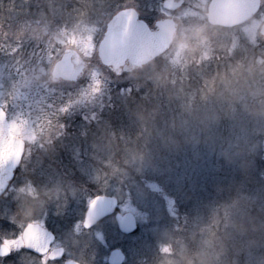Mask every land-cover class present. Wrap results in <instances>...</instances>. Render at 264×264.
<instances>
[{
	"label": "rangeland",
	"instance_id": "obj_1",
	"mask_svg": "<svg viewBox=\"0 0 264 264\" xmlns=\"http://www.w3.org/2000/svg\"><path fill=\"white\" fill-rule=\"evenodd\" d=\"M163 1L5 0L11 8L5 11L0 0V104L13 134L26 142L27 151L36 152L40 146L46 150L41 152L43 159L36 163L37 173L47 177L42 176V183H37H41L42 192L51 190V199L45 197L47 203L43 208L52 210V225L60 235L62 225L66 226L63 245L67 247L68 257L80 264H109V254L121 250L125 255L122 264H264L263 229L255 228L249 233L243 226L244 216L251 217L252 211L264 214V194L252 195L245 205L238 204L234 209L222 203V212L212 210L211 215L209 198H196L186 204L182 203L188 196L186 191L176 195L178 189L191 190L202 183L213 188V197L225 202L223 185L227 178L232 176L235 180L234 172L264 163V34L260 32L264 0L253 18L233 28L212 26L207 22L205 14L210 0H184L176 10L164 8ZM126 7H134L152 27L158 19L174 17L176 32L183 35L187 30L193 44L199 40L194 34L197 28L211 36L208 44H200L195 53L181 49L175 36L161 55L165 71L170 69L183 79L194 71L198 83L193 92L178 93L179 99H175L174 104L160 99L154 101L156 108L151 113L155 114L153 130L159 133L158 140L166 149L170 148L169 154L182 151L183 158L178 169H173L172 179L167 170L158 172L159 177L151 173L158 179H147L135 191L123 189L107 175L95 179L98 173H106L105 167L113 165L110 160L114 152L107 138L100 135L97 141L96 134L87 141L82 139L84 133H79V137L68 132L62 142L66 150L56 148L54 151L49 147L65 132L64 127H68L62 117L73 121L71 118L76 112L87 106L85 102L89 104L88 109L97 108V102L107 93L112 92L120 99L119 86L126 84L120 92L128 90V80L136 69L116 74L103 65L97 55L108 20ZM72 37L76 43L72 42ZM207 47L211 49L210 57L214 58L216 69L209 86L203 87L199 84L203 72L194 64L197 60L193 56L199 58ZM68 48L75 49L87 62L81 77L73 82L59 80L52 84L38 79L42 68L51 73L53 64ZM237 48L243 51L247 63L230 60ZM154 61L148 63L149 69ZM243 63L247 71H243ZM219 67H226L228 76L219 72ZM177 78L174 75L173 79ZM68 88L71 91L66 95L64 91ZM92 100H97L95 105ZM161 103L164 107L158 108ZM62 107L66 110L61 111ZM148 147L150 144L143 148ZM154 151L158 155L167 153L162 146ZM39 163H52L53 169L40 171ZM163 166L143 164L141 167L145 171ZM137 173H141L138 167ZM176 180L178 184L172 186ZM58 189L62 190L59 197L55 195ZM97 191L115 195L119 201L117 211L135 214L138 226L133 233L121 234L111 216L91 229L83 228L84 211L87 204L101 194ZM17 197L18 192L12 200ZM182 204L188 205L186 212ZM3 205L0 218L15 220L14 205H20V199L4 200ZM178 215H182L181 222ZM209 216H212L211 226L216 225L218 229L215 244L209 242V227H206ZM197 222L201 225L194 227Z\"/></svg>",
	"mask_w": 264,
	"mask_h": 264
},
{
	"label": "trees",
	"instance_id": "obj_2",
	"mask_svg": "<svg viewBox=\"0 0 264 264\" xmlns=\"http://www.w3.org/2000/svg\"><path fill=\"white\" fill-rule=\"evenodd\" d=\"M4 1L5 0H1V3L4 6L3 10L7 11L8 9H11L9 2L5 4ZM241 51L240 48H237L236 52L231 54L230 60L247 63V60L242 56L243 51L242 53ZM162 58V56L156 58L154 61L155 64L151 69L148 67L149 64L145 66L144 71L139 76H137V69L134 70V76L130 77V80L127 79L129 81L127 84L128 90L120 92V89L124 88L126 84L118 87V93L122 96L120 99H116L118 95L115 96L112 92L110 95L107 93V95L101 97L97 102V108L88 109L87 106L89 104L85 102V105L87 106H84L81 111L76 112L74 118H71L73 121H67V117L63 115V124H68V127L63 126L65 132L60 135L59 138H56V143L52 142L49 144V147L54 151L56 148L66 150L67 147L63 145L62 142L65 141L68 132L69 134L75 133L79 137H81L79 133H84V137H82L83 140H87L97 134V141H100V137L98 136L101 135L111 141L114 152L112 160H110L113 161V165L105 167L106 173L108 174L107 177L112 181L119 183L123 189L135 191L136 188H141L147 179H158L155 177L153 178L151 173L159 177L158 172L162 173L161 170H167V173L170 172L172 179L174 176L173 169H178V164L183 158V154L182 151H173L169 154L168 150H170V148L166 149V145L158 140L157 137L160 135L153 130L155 127V119L153 116L155 114L151 112L156 108L154 101L160 99L161 101L174 104V100L179 99V94L193 92V87H195V83H198V81L194 71L188 74L187 78L184 79L179 74L176 75L170 69L165 71V64L162 62ZM244 63L243 71H247ZM194 64H196V67L200 68L203 72L199 84H203V87L209 86V80L213 76V70L216 69L214 58L210 57L200 63L195 61ZM194 64L189 65V68ZM210 66L211 68L209 70ZM219 68H221L219 72H223L224 74L228 72L225 70L226 67ZM162 72H167L169 74L167 83H161L156 79L157 74ZM174 75L175 78H178L173 79ZM118 85H121V83H118ZM68 91H71V89L68 88L64 91L66 95L69 94ZM197 92L200 93L199 91ZM125 94L126 97L123 98ZM96 101L97 100H92V103L95 105ZM161 107H164L162 103L161 105L159 104L158 108ZM97 110L99 114H96ZM92 115L94 116L91 117ZM52 139H55V136ZM58 139L61 140L59 141ZM149 144L150 147L148 148L151 150L143 148L144 145ZM132 146H134L135 149L131 150ZM161 146L167 153L161 152L162 155H158L154 150L159 149ZM130 150L132 153L129 152ZM143 164H150L153 166H159V164H161L164 166L160 169L150 167L148 170L144 171V168L141 167ZM262 164L263 165L259 164L256 167L245 166V169L242 172H234V175L237 177L235 180H233L234 177L232 176L227 178L223 185V192L225 194L223 198L225 199V202H223V199L212 196L214 190L209 184L202 185L201 183V186H197L194 189L191 188V190L184 188L178 189L176 195L178 197V195L185 193L186 191L188 196H186V201L182 202L186 204L188 201L191 202L196 198L200 200H203L204 197L206 198L205 200L209 198V215L213 213L212 210L215 212L217 210L222 212V203L227 205L230 204L232 209H234L238 204L245 205L252 195L262 196V194H264V163ZM137 167L140 168L141 173H137ZM177 184L178 180L173 182L172 186ZM99 192L102 193L103 191H97V193ZM173 192L175 193L176 191ZM209 195L211 196L209 197ZM215 203L217 204V207L213 206ZM186 204H182L185 212L187 211L186 207L188 206H186ZM178 216V221L181 222L182 215ZM211 217L209 216V224L207 223L206 227H209V242L215 244L218 229L215 227L216 225L211 226ZM243 219H245L243 226L247 227L249 233L254 232L255 228H262L264 232V214L252 211L251 217L247 218L244 216ZM199 225H201V223L197 222L194 224V227Z\"/></svg>",
	"mask_w": 264,
	"mask_h": 264
},
{
	"label": "water",
	"instance_id": "obj_3",
	"mask_svg": "<svg viewBox=\"0 0 264 264\" xmlns=\"http://www.w3.org/2000/svg\"><path fill=\"white\" fill-rule=\"evenodd\" d=\"M260 2L261 0H210L206 18L211 25L225 28L235 27L252 17L259 9ZM183 3L184 0H164L163 7L168 10H176ZM121 13H127V15L121 16ZM129 17H131L132 21H138L140 24L146 25L147 31L142 30L137 23L129 24ZM115 26H119V28ZM173 28L177 31V22L174 17L159 19L155 22V27L152 28L140 17L139 12L134 7L122 8L112 15L106 24L103 37L99 41L97 48L98 57L103 65L109 66L117 73H121L122 69H134L138 65H145L163 54L170 47L175 37ZM122 32H129L137 36V43L132 52L127 50L121 36ZM261 33L264 34V24L262 25ZM73 55L76 56L74 62L77 65H74L71 60ZM78 56L79 54L74 50H65L53 64L52 70L57 69V66H59L58 70L70 74L78 73L79 77L83 71V65L80 63L81 60L77 61ZM76 79L64 80L73 81ZM24 143L22 138L11 133L6 112L0 105V189H2L0 194L3 192L7 179L10 178L19 158L15 155L7 158V154L15 153L18 150L22 152ZM96 197L100 199L97 200L94 207H91V202L89 203L85 216L86 219L89 211L92 212L91 225L95 220L103 217L118 205V199L115 196L100 194ZM115 221L119 231L124 234L133 232L137 227V219L132 212H117ZM49 236L50 240H52V233H49ZM26 248L36 250L34 247L26 246ZM55 251L58 252L57 250ZM124 259V254L120 250H115L109 255L108 262L109 264H121ZM69 264L78 263L70 261Z\"/></svg>",
	"mask_w": 264,
	"mask_h": 264
},
{
	"label": "flooded vegetation",
	"instance_id": "obj_4",
	"mask_svg": "<svg viewBox=\"0 0 264 264\" xmlns=\"http://www.w3.org/2000/svg\"><path fill=\"white\" fill-rule=\"evenodd\" d=\"M262 2L263 0H261L260 6L257 12L252 17L244 21L243 23L249 21L251 18H253L258 13V11L260 10L262 6ZM260 32H261V29H260ZM68 49L74 50L76 53H78L73 48H68ZM75 57L76 56L73 55L71 60L73 61L74 65H77L74 62ZM79 57L81 60L80 63L83 65V71L81 72L80 76L76 80H78L81 77V75L85 71V67L87 66V62L84 61V59L80 55ZM62 81L72 82V81H65V80H62ZM43 148H44L43 146L42 147L40 146L36 148V152L34 150L32 152H28L27 147H26V142H25V146L22 148L21 155L18 158L17 165L12 170V174L10 178L7 180L4 190L0 194V214L1 212L2 213L4 212V210H2L4 208V205H3L4 200L14 202L18 199L17 197L16 199L12 200V198H15L17 196V192H18L17 189H19L21 185H24L29 180H31L36 185L41 187L42 178L43 177L46 178L47 175L43 173L39 174L40 172L37 173L39 169L37 167L36 161L38 159H43L41 152L44 153L46 151ZM45 159L47 158H44V160ZM39 164L41 165L40 171L48 170L51 168L53 169L52 163L51 164L39 163ZM37 176H39L38 180L35 179V177ZM38 181L41 183H37ZM18 207L19 205H14V208L16 209V213L18 211ZM86 211H87V206L84 211V216L82 219V226H83V222L85 219ZM51 212L52 210L50 208L49 209L42 208L40 211H38L35 217V224L41 227L42 230H44L48 234V236H49V233H52L53 235L52 240H50L49 238V243L47 245V251L40 252L38 250L28 249L26 248V246H24V247H21L18 251L14 250L7 255L0 253V264H42L43 260H46V264H69L70 261H76L78 264H80L78 260L68 257L67 247L66 245H63V241H65L66 239V237L63 234L67 230V229L65 230L66 226L63 227L62 225V234L60 235L59 232L52 225L53 215L51 214ZM107 216H111L114 219V213L108 214ZM103 218L97 219L91 227L85 228L83 226V228L91 229L94 226H96L97 223L100 222ZM20 220H21L20 216H17L15 220H5V219L0 218V244H2L5 239H13L15 237H18L22 232L25 231V229L29 225V222L26 219L23 221V223H21ZM55 250H57L58 253H60V255L57 258L53 259L51 258L50 253ZM46 256L48 257L47 259H45Z\"/></svg>",
	"mask_w": 264,
	"mask_h": 264
},
{
	"label": "clouds",
	"instance_id": "obj_5",
	"mask_svg": "<svg viewBox=\"0 0 264 264\" xmlns=\"http://www.w3.org/2000/svg\"><path fill=\"white\" fill-rule=\"evenodd\" d=\"M173 34L174 36L177 37L178 45L181 49H190L193 53H195L196 49L199 47L200 44L207 45L211 39L210 34L205 33L202 28H197L194 33L197 37H199L197 44H193L191 42L187 30H185L183 35H180L179 33L176 32L175 28H173ZM71 39L73 43H76L74 37H72ZM211 54L212 53L210 47H207L199 56V58L195 57L194 55L193 59H196L197 63H200L206 59H209ZM85 55H89V53L85 52ZM77 61L78 62L80 61L79 56L77 57ZM144 67H145L144 65L136 66L137 76H139L144 71ZM58 69L59 66H57V69L52 70L51 73L49 74L47 70L42 68L40 70V73L37 75V78L43 79L45 84H52L58 82L61 78L76 79L78 77V73L70 74V73L62 72ZM128 70L131 71L132 69H128ZM121 71H123V69ZM117 74H119V72ZM156 79L161 83H167L169 79V74L167 72L158 73ZM97 91H99V89H97ZM65 110H66L65 107L61 108V111H65ZM61 127H63V125H61ZM49 143H51V141H49ZM106 175L108 174L98 173L95 179L96 180L103 179V177ZM0 191H2V189H0ZM50 191L51 190H48L47 192H42L40 190V187L31 180H29L26 184L21 185L20 188L18 189V198L20 199V205L18 207V211L16 215L13 216V219H16V216H20L21 223H23V221L26 219L28 220L29 224L35 223L36 214L47 203V199H45V197L47 196L48 199H51V195L49 194ZM61 194H62V190L60 189H58L55 193L57 197H59ZM74 242L79 243L78 240H75ZM166 247L168 248V250H171L170 246H166ZM42 264H46V260H43Z\"/></svg>",
	"mask_w": 264,
	"mask_h": 264
},
{
	"label": "snow or ice",
	"instance_id": "obj_6",
	"mask_svg": "<svg viewBox=\"0 0 264 264\" xmlns=\"http://www.w3.org/2000/svg\"><path fill=\"white\" fill-rule=\"evenodd\" d=\"M121 16L127 15V13H121ZM119 19V16H118ZM137 23L139 24L140 28L147 31L146 25L140 24L138 21H132L131 17H129V24ZM119 28V26H115ZM121 36L125 42L126 48L129 52H132L136 43H137V36L135 34L129 32H122ZM12 155L19 157L21 152L18 150L15 153H8L7 158H11ZM99 197H96L91 200V207H94L99 200ZM93 219V214L89 211L87 218L84 220V224L86 227L91 226ZM49 243V236L48 234L42 230L37 224L32 223L29 224L24 232H22L18 237L13 239H5L2 244H0V253L7 255L12 251H18L21 247L29 246L34 247L36 250L40 252L47 251V245ZM60 255V253L56 251H52L50 253L51 258L55 259ZM48 257L46 256L45 259Z\"/></svg>",
	"mask_w": 264,
	"mask_h": 264
}]
</instances>
